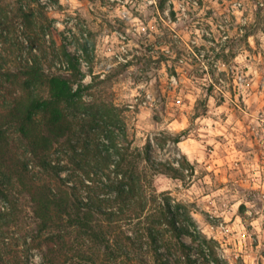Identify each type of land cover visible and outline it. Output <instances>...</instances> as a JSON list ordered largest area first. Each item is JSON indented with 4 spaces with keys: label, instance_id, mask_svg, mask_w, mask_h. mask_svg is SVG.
<instances>
[{
    "label": "rangeland",
    "instance_id": "rangeland-1",
    "mask_svg": "<svg viewBox=\"0 0 264 264\" xmlns=\"http://www.w3.org/2000/svg\"><path fill=\"white\" fill-rule=\"evenodd\" d=\"M173 1L0 0V103H9L16 82L25 80L17 75L20 58L30 54V35L42 71L61 69L92 102L81 117H97L107 102L126 124L119 141L130 143L128 160L140 178L135 194L144 208H126L113 221L97 214V229L125 248L126 236L142 242L134 264H155L147 228L158 230L165 239L159 253L171 261L178 250L166 221L168 204L193 232L181 238L198 264L211 259L210 249L222 264H264V0H197L185 13ZM21 10L31 15L27 30ZM58 47L67 52L63 62L53 58ZM70 61L79 73L65 69ZM63 110L72 118L66 104ZM8 133L17 137L15 128ZM158 161L183 177L156 168ZM92 184L93 193L104 195L102 182ZM89 190L80 185L83 198ZM12 200V222L0 233L3 264H42L47 246L31 240L37 224L30 199L14 192ZM3 207L10 210L0 195ZM60 233L63 247L59 240L47 244L64 264H78L64 260L72 253L94 258L91 264L130 263L125 249L114 261L103 245L73 228L51 226L41 238Z\"/></svg>",
    "mask_w": 264,
    "mask_h": 264
},
{
    "label": "trees",
    "instance_id": "trees-1",
    "mask_svg": "<svg viewBox=\"0 0 264 264\" xmlns=\"http://www.w3.org/2000/svg\"><path fill=\"white\" fill-rule=\"evenodd\" d=\"M20 18L21 26L26 30L31 27V15L27 10H21ZM27 39L30 54L20 58L21 67L17 75L25 80H17L18 88L12 92L13 98L9 103H0V195L8 203L7 209H10H0V233L12 222L13 193H26L31 202L32 218L37 224V231L32 234L31 240L39 239L37 246L42 247L43 243L47 246L42 264H64L57 250L47 243L56 240L57 244L59 240L63 247L65 234H50L41 238V232L51 226L78 230L81 236L100 243L105 251H110L114 261L125 249L126 260L134 264L135 257H140L134 251L138 245L142 247V242L126 236L130 248H125L126 245L120 246L118 241L111 242L107 233L94 225L97 214L107 215V221H113V217L123 215L126 208H144L143 200L135 194L140 178L135 174L136 164L128 160L130 143L124 145L119 141L118 132L126 135L127 131L119 115L121 110L113 104L102 102L100 115L81 117L80 113L92 102L78 95V89L74 90L73 82L61 69L50 74L42 71L41 64L33 54V40L30 35ZM66 54V50L58 47L53 58L63 62ZM68 64V68H65L67 71L79 73L74 62ZM1 69L0 65V75ZM65 104L73 111L72 118L64 112ZM10 128H15L16 138L9 135ZM145 160L150 161L147 153ZM154 165L166 170L172 177H183L181 170L171 164L158 161ZM181 167L184 169L185 164ZM189 168L193 169L192 166ZM64 170L68 171L65 176L62 175ZM38 174L47 177L42 178ZM98 181L103 183L104 195L91 191L92 183ZM80 185L90 189L85 198L80 195ZM105 205L110 206L107 208ZM115 205L118 207L116 210ZM166 206L172 213V217H166V221L177 238L175 246L178 254H173L171 261L164 258L159 249L165 245V239L161 238L158 230L147 228L149 244H153L150 250L154 263L198 264L190 253V247L181 238L183 234L193 238V232L180 225L177 214L170 211L168 204ZM210 251L212 261L222 264L213 250ZM201 253L204 256L203 250ZM64 256L67 262L78 260V264L95 263L94 258L82 253ZM5 258L4 252L0 251V264L5 263ZM204 259V264H210L211 259L205 256ZM141 264L147 263L143 261Z\"/></svg>",
    "mask_w": 264,
    "mask_h": 264
},
{
    "label": "built area",
    "instance_id": "built-area-1",
    "mask_svg": "<svg viewBox=\"0 0 264 264\" xmlns=\"http://www.w3.org/2000/svg\"><path fill=\"white\" fill-rule=\"evenodd\" d=\"M173 4L175 5V10H181L185 13L187 11L188 6H198L197 0H175L173 1Z\"/></svg>",
    "mask_w": 264,
    "mask_h": 264
}]
</instances>
